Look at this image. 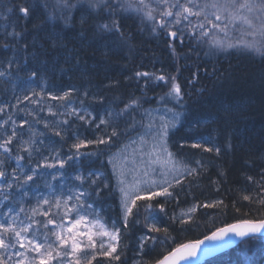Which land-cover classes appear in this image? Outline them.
<instances>
[{"label":"trees","instance_id":"obj_1","mask_svg":"<svg viewBox=\"0 0 264 264\" xmlns=\"http://www.w3.org/2000/svg\"><path fill=\"white\" fill-rule=\"evenodd\" d=\"M48 2L54 4L56 0ZM145 2L156 7L154 0ZM17 3L22 0H0V72L4 73L0 76V109H3L0 144L12 136L14 129L17 133L9 145L13 149L11 153L0 148V160L4 161L0 168L9 173L8 179L0 180V184L13 183L11 199L0 197V223L7 226L15 218L19 230L21 221H28L37 206L35 195L39 196L41 189L36 186H41L45 190V187L55 189L48 196L49 202L55 203L59 195L69 205L76 202L68 201L69 195L84 191L85 205L92 204L108 226L115 221L120 227L118 197L104 159L127 137L142 129L145 107L167 104L188 111L184 125L170 138L173 151L188 161H202L203 167L174 188V198L155 197L137 202L127 231L121 228L119 261L105 257L99 244L95 249L85 245L75 261L88 264L95 254L91 264H133L138 260L139 264H157L181 244L203 240L220 228L242 220L264 219V204L260 203L264 199V62L235 48L210 50L208 43L187 32L177 34L183 35V43L159 28L153 32L152 25L159 21L162 8L153 12L157 21H145L143 25L139 18L126 21L125 35L120 37L101 34L92 28L81 33L79 25L67 28L59 21L34 27L47 10L38 7L33 18L25 23L19 14L8 11ZM6 16L9 18L5 19ZM194 18L189 17L191 21ZM186 24L182 21L170 31L183 29ZM14 31L22 34L14 35ZM202 39L210 40L211 33ZM52 47L54 51L50 52ZM33 72L36 76H32ZM137 72H147L149 76L138 77ZM161 75L166 83L156 79ZM171 77L181 87L180 102L167 95L173 83ZM65 93H69L67 99L58 98ZM133 98L140 101V107L129 116L122 110ZM72 109L76 113L81 111L77 114H85L90 122L81 121ZM65 120L68 124H64ZM102 120L108 123H101ZM54 128L61 136L55 135ZM113 128L119 135L107 144H87L79 152L72 147L80 140H107ZM29 140H36L31 147L38 149L31 157L21 148V145L28 147L24 142ZM194 144L199 147H193ZM17 155L25 159L17 161ZM68 156L73 158L68 160ZM59 160L66 161L63 168ZM45 164L56 166L44 167ZM18 166L20 180L13 181L11 173ZM33 170V181L23 183ZM78 176L85 178L83 183ZM91 179H96L97 185L105 182L109 187L98 196L87 195L96 187L89 183ZM245 195L252 200H244ZM147 204L152 205L148 211ZM160 204L164 206L163 212L158 207ZM192 204L198 207L191 219L174 218ZM204 204L215 207H203ZM149 211L159 214L158 227L168 228L167 235L150 231L145 219ZM54 214L49 212L46 219L54 220ZM134 219L139 222L133 224ZM144 233L157 239L153 248L146 242L145 249L140 250L138 242ZM15 257L10 264H15ZM205 264H264V237L248 239Z\"/></svg>","mask_w":264,"mask_h":264},{"label":"snow or ice","instance_id":"obj_2","mask_svg":"<svg viewBox=\"0 0 264 264\" xmlns=\"http://www.w3.org/2000/svg\"><path fill=\"white\" fill-rule=\"evenodd\" d=\"M156 7L152 8L145 0H56V2L49 3L48 0H41L40 3H33L32 0H22V3H17L13 8L8 9L9 12H15L19 14V19L25 21V23L32 19L36 13L37 8H42L47 10L46 15L39 23L35 24L34 27H41L47 24L49 21H59L67 28H75L77 25L80 27L81 33L85 32L87 28H92L93 31L101 34H112L124 37L126 21L130 19L139 18V23L143 25L145 21H157V17L153 15V12L157 8H162L159 12L160 19L157 23L152 25V31L156 32L157 28L163 31L172 39H178L180 43H183V35L177 36V31L183 33V29L178 28L177 31H170L173 25H180L182 21H186V27L192 29H199V36L197 37L196 31L193 30L190 33L191 37L196 38L198 41L209 44V48L225 50V49H237L238 51L245 52L252 55L253 57L264 62V0H205L204 3H199L198 0H186V3H181L180 0H154ZM173 9L177 11L173 12ZM190 16L197 18L198 23L193 24L189 19ZM9 17H5L8 19ZM167 18H172L171 20ZM229 31H239L242 36H247L248 40H239L238 43H226L225 40L217 38L220 33L225 37L228 36ZM211 33L210 40H203L202 38L208 37ZM14 35H21L22 33L13 32ZM56 42H54V45ZM7 47V45H5ZM27 47V45H25ZM11 67V64L8 65ZM4 73L0 72V76ZM32 76H36L33 72ZM136 76H149L147 72H137ZM156 79L164 81V76H158ZM173 83L171 84L170 91L167 95L174 97L177 102L182 101L183 96L181 92V87L178 83H175V77L170 78ZM146 86V85H145ZM69 93H65L64 96L58 97L59 99H67ZM85 96L88 95L87 92L84 93ZM57 99V97H53ZM161 99H164L163 97ZM102 102V98H101ZM140 107V101L133 98L129 103L125 104L122 111L128 112L131 116L132 112L136 108ZM131 110V111H130ZM3 111V109H0ZM73 114L76 113V109H72ZM147 114V113H146ZM81 121H87L85 115L77 114ZM228 113L225 112V118H227ZM93 119H95L93 117ZM101 123L107 124L108 121L102 120ZM64 124H68L65 120ZM175 127V124H170V122H162L155 129L154 133L151 134V144L147 151L141 148L140 159L127 158L122 163L118 172V191L120 193V206L123 209V215L121 219L120 227L116 226V222L112 221L111 230L106 228L105 223L101 222L99 215L96 213L95 208L92 204L85 205V201L82 199L86 195L84 191L79 192L76 195H69L67 197L68 201L75 200L76 203L68 206L65 205L66 211L65 215L69 213H75L74 216H70L69 226L63 225L61 219V224L57 225L58 230L53 233L55 237V242L57 247L63 248V257H71L76 253L81 251V237H85L88 242V247L95 249L97 247L94 241V236H100L101 238H108L109 243L107 247L101 240L99 247L104 249L103 255L105 257H112L114 260L119 261L121 259L120 255L117 253L118 246L121 240V228L125 231L128 229L129 217L133 215V209L137 207L138 201H150L155 197L159 196H169L171 193L168 188L172 187L170 181L165 180L166 186L160 187L156 190L157 182L151 177L155 174H159L162 178L166 174H170L171 171L177 169V161L174 158V154L169 152L167 149V137L169 127ZM47 128L48 125L45 124ZM99 127V125H97ZM148 129H153V124L149 121L147 125ZM56 136H61V132L53 129ZM119 135L115 128L112 129L111 136L107 140L93 139L89 141L80 140L78 143L72 145L73 148L79 152L81 147L87 144H107L111 142L112 137ZM17 136L15 129L12 132V136L6 139L0 148L3 149L4 153H11L13 149L9 146L12 143V138ZM28 147L21 145L24 152L28 153L31 157L33 151H37L31 147L36 144V140L25 141ZM141 145L147 143L144 136L140 137ZM193 147H199L198 144L192 145ZM211 151L212 149H206ZM217 154H219L220 149H216ZM73 157L68 156L67 159L71 160ZM17 161L24 160L25 157L22 155H17L15 157ZM4 163L0 160V165ZM59 166L64 167L66 161L59 160ZM197 163H199L197 161ZM143 164L144 167L141 168L140 165ZM44 167H55V164H45ZM158 166V167H157ZM40 167V165H37ZM115 168V165H114ZM151 168V171L149 169ZM19 166L17 169H13L11 177L13 181H19L20 176L17 175ZM189 175L195 173V169L188 170ZM90 176L92 174H89ZM9 173H7L3 168H0V180H7ZM35 176V170L30 175L24 177L23 183L33 181ZM127 176H132V180L129 181ZM144 177L146 179H141ZM55 178V177H54ZM83 183L84 177H77ZM249 180L252 177H248ZM264 179V177H262ZM176 184H180L181 181L176 179ZM91 185H96L92 192L87 193V195H99L101 191L108 188V184L101 182L97 185L96 179H91L89 181ZM141 185H144L141 188ZM13 188V183L9 182L6 184H0V197L5 200H10V192ZM244 200H252V197L245 195ZM44 204H49L47 199L43 200ZM222 203V201L220 202ZM261 204H264V199L260 200ZM55 206L60 207L59 200L55 201ZM203 207H215L214 204H204ZM152 207L151 204L145 205V210L148 211ZM160 211H164L163 204L158 205ZM87 209H92L93 213L96 215V219L92 222V227L98 225L99 230L93 232L89 225L85 223L88 221ZM193 211L195 208L192 209ZM12 210L9 208L8 212ZM21 212L24 211L23 208L20 209ZM35 212V210H33ZM81 213H84L81 215ZM44 216H48L49 213L45 211L42 213ZM151 216V212H148ZM148 219V216L145 217ZM155 219V217H152ZM138 220H133L132 223H138ZM40 225L42 228L47 229L49 224H56L53 219L47 220L46 223L41 224L39 221L29 222L25 224L21 221L19 230L15 225V218H13V224L5 225L0 223V264H10L13 255L19 256L22 259L16 260L15 264H50V261L57 260V257L61 256L60 252L53 255L52 244L48 243L47 232L41 233L40 228H34L33 224ZM84 225L87 229L86 231L76 230L79 226ZM32 231L33 235L21 236L22 233H29ZM264 230V219L259 221L253 220H242L240 223L231 224L228 227L220 228L218 231L214 232L211 236L206 237L208 240L213 241H223L220 245L221 247H228L231 241L226 239L230 233H234L241 237L246 236L250 233H259ZM150 231L152 232H163L168 234V228L158 227L155 223L150 225ZM64 232L68 235L65 236ZM5 233H11V236L5 235ZM148 241H155L154 237L145 236L140 238V249H144L145 243ZM204 244L203 240H198L194 243L181 244L171 251L162 260L158 261L157 264H178L179 261L187 260L189 258L195 257L200 251V246ZM16 245L19 248H26L27 251L37 253L38 255L33 258L32 261L27 260L26 252L13 251L16 249ZM44 249V251H41ZM214 249H208L207 251H213ZM10 252L12 254H10ZM116 255H113V254ZM96 256L93 254L88 264H91L92 260H95ZM57 264H62L61 260H57ZM71 264V261L69 262ZM75 264H80V260L77 259Z\"/></svg>","mask_w":264,"mask_h":264},{"label":"rangeland","instance_id":"obj_3","mask_svg":"<svg viewBox=\"0 0 264 264\" xmlns=\"http://www.w3.org/2000/svg\"><path fill=\"white\" fill-rule=\"evenodd\" d=\"M220 34H222V33H220ZM229 38H233L232 42H235V43H238L239 40L250 39L247 36H242L239 31H229L228 36L223 37L222 39L225 40L226 43H228L230 41ZM179 108H180L179 106L173 105V106H162L159 108L147 109L144 112L145 125H144L143 129L138 134H136L134 137L128 139L122 146H120L115 152H113L111 155H109L104 160V163L108 164V166L111 168L112 173L115 177V188L119 194V197H120V193L118 191V187H119V185H118V172H119V169H120L122 163L125 161L126 158L128 160L140 159L141 148L143 147V149L145 151L148 150V148L151 144V134L154 133L155 129L159 126L160 123L165 122V121L170 122V124H173V123L175 124V127H171V126L169 127L168 137H167V149L169 152L173 153L171 146H170V135L176 132V130L183 124V122H185L186 117H187L185 111H182ZM77 113H81V111L77 112ZM83 115H85V114H83ZM149 121H151L153 124V129L151 130V132L147 127ZM141 136H144L145 140L147 141V143H145L144 145H141V143H140V137ZM174 158L177 161V169L176 170L171 171L170 174H166L163 178L158 173L151 177V179H153L157 182L158 187H156V190H159L160 187L166 186L165 180L170 181L172 183V187L177 186L178 184H176V182H175L176 179H179L181 181L184 178H186L187 176H189V173H188L189 169H195V171H197V169H200L203 167L202 161L199 163H193L191 161L188 162L185 160H181L175 154H174ZM114 165H115V168H114ZM140 167L143 168L144 165L141 164ZM149 171H151V168L149 169ZM140 178L146 179L144 177H140ZM127 179L129 181H131L132 176H127ZM36 187L41 189L39 196H37V194L35 195V204H37V206L34 209L35 212L32 211V215L30 216V219L28 221H25L24 223L27 224L29 222L39 221V222H41V224H43V223L47 222V219H46L47 216L42 215V213H44L45 211H47L48 213L49 212L55 213L53 218L56 221V224H49L47 229H44L40 225H37L34 223L33 227L34 228L39 227L41 233L47 232L48 243L52 244L53 255L56 256L57 252L61 253V256L57 257V260H61L62 264H69V262L71 261V264H72V261L75 258V256L77 255V253L74 256L64 258L63 257L64 249L57 247V243L55 242V237H54L53 233L58 230L57 225L61 224L62 218H63V221H62L63 225L69 226V224H70L69 217L74 216L75 213L73 212V213H69L68 215H65V211H66L65 205L67 204L68 206H71L73 204L71 203V205H69L68 202H62L59 198V195L57 197V200H59V202H60L59 208H57L55 206V203H52V202H50L49 204H44L43 200L44 199L48 200V196L53 191H55V189L45 187L46 188V190H45L44 187H41V186H36ZM143 187H144V185H141V188H143ZM172 187L168 188V191L171 193V195L164 196V197L172 198L174 196V193L172 192ZM194 211L192 209L180 211L179 213L174 215V218L182 219L184 217L191 215L192 212H194ZM83 214L84 213H81V215H83ZM87 214H88V221H86L85 223H87L89 225V227L91 228V230L93 232H96L97 230H99L98 225L96 227H92V222L95 221L96 215L92 211H90V209L87 210ZM152 217H155V219H152ZM159 221H160V217H159L158 213H152L151 216H149V218L147 219V222L150 225L152 223H155L156 225H158ZM101 222H103V221L101 220ZM106 228L108 230H111V227H109L108 225H106ZM76 230L86 231L87 229L84 227V225H81V226H79V229H74V231H76ZM33 234L34 233L30 230L29 233H27V234L22 233L21 236L23 237L25 235H33ZM64 235L67 236L68 233L64 232ZM143 237H145V236H143ZM80 239H81V248H82L88 242H87V239L85 237H81ZM93 239L98 244H100L101 240L103 239L105 247H107V244L109 243L108 238H106V237L101 238L100 236H94ZM155 243H156V240L153 242V244H155ZM17 251L26 252L28 261H32L33 258L38 255L37 253L27 251L26 248H19V245L17 247ZM41 251H44V249H41ZM19 259H22V258L18 256L17 260H19ZM57 260L50 261V264H57ZM36 264H38V261H36ZM134 264H137V263H134Z\"/></svg>","mask_w":264,"mask_h":264},{"label":"water","instance_id":"obj_4","mask_svg":"<svg viewBox=\"0 0 264 264\" xmlns=\"http://www.w3.org/2000/svg\"><path fill=\"white\" fill-rule=\"evenodd\" d=\"M253 236H264V230H262L259 233H250L246 236H239L234 234L233 236L229 237L228 240L231 241V244L228 247H221L220 245L222 244H218L216 246H209V242L211 240H204V244H202L201 247V251H199L197 253V255L195 257L189 258L187 260H184L178 264H201L206 260H209L211 258H214L224 252H226L227 250L237 246L238 244H240L243 240L253 237ZM208 249H214L213 251H207Z\"/></svg>","mask_w":264,"mask_h":264},{"label":"bare ground","instance_id":"obj_5","mask_svg":"<svg viewBox=\"0 0 264 264\" xmlns=\"http://www.w3.org/2000/svg\"><path fill=\"white\" fill-rule=\"evenodd\" d=\"M193 24H196V23H198V21H197V18H194L193 19ZM183 32H187L188 34H190L193 30H195L196 31V34H198L199 33V29L197 28V29H192V28H190V27H186V26H184L183 27ZM175 31H177V30H175ZM181 32H179V31H177V34H180ZM56 45V44H55ZM54 50H53V47L51 48V50H50V52H53ZM53 59H55V58H53ZM66 61L67 60H69V59H67L66 57L64 58ZM167 81H166V79L164 80V83H166ZM175 106V104H167V105H157V106H148V107H145L143 110H142V115L144 116V112L147 110V109H149V108H159V107H162V106ZM180 110H182V111H185V113H186V116L188 115V111H187V109H184V108H182V107H180L179 108ZM184 125V122H183V124L179 127V129L182 127ZM136 134H138V132L137 133H134V134H132L131 136H129V137H127L123 142H122V144H121V146L128 140V139H130V138H132V137H134ZM174 134V133H173ZM109 169H110V172H111V175H112V181H113V190H114V192L116 193V195H117V197H118V206H119V211H120V220L122 219V215H123V209L121 208V206H120V197H119V194H118V192H117V190H116V188H115V177H114V175H113V173H112V170H111V168L109 167ZM179 220H181V221H186V220H183V219H179ZM0 222H1V218H0ZM232 235H234V233H230L229 234V236L226 238V239H228L229 237H231ZM143 236H148L146 233H144V234H142L141 236H140V238L141 237H143ZM140 240V239H139ZM221 243H223V241H213V240H211L210 242H209V246H216V245H218V244H221ZM138 244H140V241L138 242ZM148 244H150V246L153 248L156 244H157V242L155 243V244H153V241H149L148 242ZM200 250H201V248H200Z\"/></svg>","mask_w":264,"mask_h":264}]
</instances>
